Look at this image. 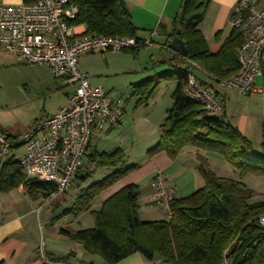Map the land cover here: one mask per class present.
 <instances>
[{
	"label": "trees",
	"instance_id": "16d2710c",
	"mask_svg": "<svg viewBox=\"0 0 264 264\" xmlns=\"http://www.w3.org/2000/svg\"><path fill=\"white\" fill-rule=\"evenodd\" d=\"M34 1L23 0L25 3ZM68 2L77 8V14L69 24L84 26V34L132 37L141 42L123 0ZM209 3L210 0H182L170 23L167 38L177 36L183 41L187 56L175 55V59L183 61L184 66L168 62L167 70L134 84L131 97L136 98L134 108L146 105L160 83L174 82L172 104L159 126V140L147 150L146 156L165 153L174 160L185 147L215 153L238 172L239 180L217 176L209 169L207 160L197 155V171L204 185L185 198L174 197L169 202V215L165 219H139L140 189L137 185L121 188L97 210H91L92 202L101 193L137 166L127 165L125 154L119 148L96 152L89 150L88 144L84 158L93 168L86 170L83 163L74 174L70 188L78 192L61 216L90 212L94 226L62 233L107 264L117 263L133 253H139L149 261L158 258L164 264H264V228L258 224V218L264 215V199L254 201V192L241 181L246 175L264 176V152H255L250 140L224 120L223 114L205 116L200 105L188 100L183 93L187 75L193 73L197 77L195 70L190 69V63L206 77L207 82L197 77L202 84L212 89L215 88L209 80L219 83L238 71L240 36L231 29L218 52L211 54L199 30ZM162 30L165 29L162 27ZM137 51L138 48H133L125 52L135 55ZM262 138L264 146V120ZM98 169H108L110 173L87 185ZM19 185L25 187L31 199H45L50 191L44 183L33 179L24 181L18 161L9 157L0 170V191L7 193Z\"/></svg>",
	"mask_w": 264,
	"mask_h": 264
},
{
	"label": "built area",
	"instance_id": "2783aa9c",
	"mask_svg": "<svg viewBox=\"0 0 264 264\" xmlns=\"http://www.w3.org/2000/svg\"><path fill=\"white\" fill-rule=\"evenodd\" d=\"M76 14V6L68 0L0 3V51L24 63L46 65L55 79L75 85L64 107L36 122L18 139L0 131V160L5 162L17 147L24 148L17 160L23 179L46 184L50 188L46 202L55 201L70 188L74 174L83 164L92 133L116 126L123 115L118 102H113L102 87L92 86L87 74L78 71L79 56L122 53L150 44L132 37L79 34L69 24ZM228 23L241 38L238 71L219 84L249 95L256 91V78L264 80V0H237ZM190 69L196 70L195 64L190 63ZM183 93L200 105L205 116L224 113L216 90L204 86L193 73L187 75ZM151 185L150 203L168 217L175 190L166 187L165 176L160 172L154 175ZM258 224L264 228V215L258 218Z\"/></svg>",
	"mask_w": 264,
	"mask_h": 264
},
{
	"label": "crops",
	"instance_id": "0c3cea01",
	"mask_svg": "<svg viewBox=\"0 0 264 264\" xmlns=\"http://www.w3.org/2000/svg\"><path fill=\"white\" fill-rule=\"evenodd\" d=\"M123 1L129 11L132 24L137 28V37L141 39V42L150 41V44L147 46L137 47L138 51L135 54L137 57L147 55L150 66L145 67L146 71L142 75L144 77L140 78L139 82L152 76L154 73L167 70L168 62L171 64L182 63L181 60L175 59V55L177 54L167 48L168 43L171 40H168L167 38L170 23L176 16L182 0ZM236 1L237 0H210L205 17L199 25V30L205 38L211 54L218 52L220 44L230 33L231 28L229 27L228 21L231 10ZM22 2L23 0H0L1 4L9 5H18ZM162 27L165 30H162ZM74 31L82 34L84 33L85 28L82 25L74 26ZM95 53L101 52L80 55L78 58V64L85 69L87 66V63H85L86 59L94 56ZM124 53L129 52L110 54L119 55ZM126 56L127 55L121 57ZM13 59L18 60L17 58H13L0 51V67L5 66L8 62L13 61ZM182 66H184V63ZM197 77L200 79L205 78L204 75H197ZM137 83L138 82H133L131 84L134 85ZM67 85L70 87L73 86L75 89V85L68 83ZM174 89V82L162 83L156 94H162L160 99L163 100L165 94L171 92V100V95ZM72 92L65 93L63 107L66 104L65 100L67 99V96ZM259 92H261V90H259ZM106 93L113 102H118L123 109V115L118 123L121 124L125 114V108L119 100L111 98L109 92L106 91ZM218 93L223 100V115H225L226 108L224 95L220 92ZM129 100L133 101L132 108H134L136 98L130 96ZM157 105L162 106V101L157 103ZM144 106L148 107L149 104L146 103ZM140 108L141 107L139 106V108L133 109V115H135ZM169 108L170 107H166L165 110L161 111V114L159 112L154 121L157 122L155 123V126L157 127L156 132H159V126L163 122L166 116V111ZM59 109L60 108H58V110ZM145 110H148V108ZM54 113L45 114L41 119ZM151 113H153V111L150 109L147 115H151ZM146 119L147 117L145 120ZM37 120L38 119L34 120L33 126ZM33 126L30 125L27 128L28 130L23 132V135L30 131ZM114 127L106 128L102 131H94L90 138L89 150L93 149L96 152H100V149H98V139L101 138L103 134H110ZM236 127L247 137L245 133V123ZM0 131L12 139H16V137L18 138L20 136V133L8 129L1 123ZM141 136L145 137L146 133L143 131ZM157 138L155 140H157ZM104 147L105 149H102L101 152H111L116 148L121 149L120 147ZM108 148L112 149L109 150ZM19 150V147L13 150L11 154L13 160H18L19 157L22 156L23 153L20 155L18 154ZM146 152L147 149H143V151L139 153V157H133L134 161L131 164L136 165V169L126 175L118 183L101 193L99 197L93 201L95 203V208L91 205V210H97L103 201L108 199L121 188L128 185H137L140 189L137 213L139 217L141 212L144 215H147L146 211L148 209H150L149 211L160 209L150 203V196L153 192L151 183L156 173L160 172L165 176L166 187L175 190L176 198H185L204 185L203 179L197 171L199 165V162L196 159L197 155L204 157L207 160V163L209 160L225 163L223 159L215 153L204 152L191 147L183 148L174 160L169 159L165 153H159L149 158L146 156ZM2 165L3 162L0 160V170ZM77 192L78 190L74 189L73 194L68 191L53 202H46L42 197H37L35 199L28 197L23 185H19L7 193H2L0 191V264H107L101 257L88 253L80 244L70 240L64 233H62L63 231L74 233L92 227L93 220L88 216V212L80 213L75 216H61V213L69 208L74 202ZM114 264L164 263L158 258L149 261L139 253H133Z\"/></svg>",
	"mask_w": 264,
	"mask_h": 264
},
{
	"label": "rangeland",
	"instance_id": "374dc122",
	"mask_svg": "<svg viewBox=\"0 0 264 264\" xmlns=\"http://www.w3.org/2000/svg\"><path fill=\"white\" fill-rule=\"evenodd\" d=\"M124 55L127 56L121 57ZM9 56L13 57L12 55ZM85 63H87L85 69L77 64L78 71L87 74L91 85L102 87L105 91L109 92L111 98L119 100L125 108V114L121 124L114 127L110 134H103L98 139V149L101 152L102 149H105L104 146L112 148L120 147L125 154L127 165H130L134 161L133 157H139V153L143 149L148 150L158 142L159 132H156L157 127L155 123L157 122L154 121L159 112L161 114V111L165 110L166 107H170L171 92L166 93L164 99L161 100L160 97L162 94L159 95L156 92L159 90V86L166 82L160 83L147 101L149 106H140L139 111L133 115L132 111L136 108H132L133 101L129 100L133 92V85L131 83L139 82V79L144 77L142 75L146 71L145 67H150L148 56L141 55V57H137L131 53L119 55H112L107 52L95 53L94 56L86 59ZM183 63L182 61V63H176L175 65L182 67ZM194 72L197 75L203 76L198 70ZM201 80L207 82L205 78ZM209 83L224 95L226 109L223 119L229 121L234 126L245 123V133L253 149L257 153H263V78H256V91L249 95H243L222 87L219 83L211 80H209ZM73 89L74 87L67 85L65 80L55 79L46 65L28 64L13 59V61L8 62L5 66L0 67V123L4 124L8 129L20 133L21 137L30 125L33 126L35 119H38V122L45 114L54 113L58 108L63 107L65 93L72 92ZM161 101L162 106L157 105ZM147 108L148 110H145ZM150 109L153 113L147 115ZM146 117L147 119L145 120ZM143 131L146 133L145 137L141 136ZM156 138L157 140H155ZM19 149L18 154L20 155L23 153L24 148L19 147ZM86 160L84 158L83 166H85L86 170L91 171L93 167ZM208 167L219 177L239 180L238 172L232 169L226 162L219 163L214 160H209ZM109 173L110 170L108 169L96 170L87 185L100 181ZM241 181L254 192V201L264 199V176L246 175ZM74 189L71 187L67 192L69 191L73 194ZM93 203L92 206L95 208V203ZM149 210L146 211L147 215L141 212L139 217L141 221H158L166 218V214L160 209ZM88 214L93 220L90 212Z\"/></svg>",
	"mask_w": 264,
	"mask_h": 264
},
{
	"label": "water",
	"instance_id": "95a60500",
	"mask_svg": "<svg viewBox=\"0 0 264 264\" xmlns=\"http://www.w3.org/2000/svg\"><path fill=\"white\" fill-rule=\"evenodd\" d=\"M177 34H179V31L177 32ZM167 48L181 57L185 58L187 56L185 45L183 41L177 36L169 41Z\"/></svg>",
	"mask_w": 264,
	"mask_h": 264
},
{
	"label": "bare ground",
	"instance_id": "6f19581e",
	"mask_svg": "<svg viewBox=\"0 0 264 264\" xmlns=\"http://www.w3.org/2000/svg\"><path fill=\"white\" fill-rule=\"evenodd\" d=\"M84 74V73H83ZM206 78V77H205ZM260 78H262V77H260ZM66 101V100H65ZM20 137V136H19ZM16 139H17V137H16ZM153 193V192H152Z\"/></svg>",
	"mask_w": 264,
	"mask_h": 264
}]
</instances>
